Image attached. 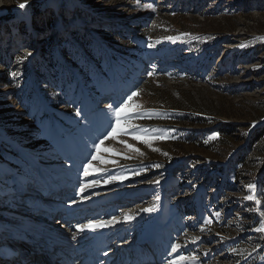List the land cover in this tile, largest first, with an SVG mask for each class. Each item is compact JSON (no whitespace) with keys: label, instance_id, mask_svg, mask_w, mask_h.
Here are the masks:
<instances>
[{"label":"rangeland","instance_id":"rangeland-1","mask_svg":"<svg viewBox=\"0 0 264 264\" xmlns=\"http://www.w3.org/2000/svg\"><path fill=\"white\" fill-rule=\"evenodd\" d=\"M24 2L0 0V227L14 228L15 205L36 208L34 197L48 204L75 189L73 215L132 212L114 230L125 239L161 224L168 261L264 264V233L253 230L261 208L244 199L249 184L259 194L252 177L264 162V133L251 146L264 125V0H28L18 9ZM132 91L130 124L167 139L106 140L130 158L102 152L118 163L93 161L106 171L84 177L114 123L107 105ZM243 152L249 163L237 176ZM113 175L127 179L103 183ZM92 179L100 184L81 193Z\"/></svg>","mask_w":264,"mask_h":264},{"label":"bare ground","instance_id":"bare-ground-1","mask_svg":"<svg viewBox=\"0 0 264 264\" xmlns=\"http://www.w3.org/2000/svg\"><path fill=\"white\" fill-rule=\"evenodd\" d=\"M67 191L68 195L67 197L65 196V198L62 196V193H55L56 198L52 197L51 200H57V197L59 200H57L55 203H52L51 205H48L47 203L38 200L37 197H34L32 200H34V204L37 203L36 208H41L43 205L49 208L47 213H44L46 209L43 208L45 210L43 212V216L40 214L36 219H33L30 216L32 214H36L37 211L33 205H25L22 203L21 205H15L13 208H15L19 213H12L11 217L12 219H17L16 226L18 227V230H11L6 235L1 232L0 228V240H2V242H19L21 247L18 248L17 253L22 255V257L25 256L29 259H32L33 256H37V254L42 252L41 246L44 244L43 242L36 239V236H34L33 233L38 232L44 233L46 235L53 233L59 236L61 242L57 243L58 246L52 248V254L58 256V258L64 261L66 264H76L75 262H80V260H82L80 264H97V260L102 262V264H107L106 261L109 257L105 255V252L110 250L113 245L117 243H124L126 240L124 235L115 234L114 230L121 226V223L126 224L131 220L126 222L124 220V215L122 214L119 216L107 214L106 216L104 215V217H101L97 215L99 210H88L81 213L80 215H73L72 213H76V211L73 209L74 206L72 207L70 202L75 199L76 191L75 189ZM22 197L30 199V196L26 193V191L22 193ZM128 214L134 216L132 212ZM112 217H116L119 222L102 229H97L95 231L85 230L84 232H77V225H86L89 221H108L111 220ZM127 226L131 227L132 225ZM73 232H77V238L75 240L72 239ZM149 232H152L154 235H156L155 238H157L158 234H162L163 228L160 225H154V227ZM149 232L146 234L134 232V234L147 236ZM95 252H98V254L94 255ZM113 252L114 250L110 251L109 255H112ZM67 254L74 255V257L72 259L71 257L68 258L66 256ZM99 254H102L103 256L101 259H99ZM163 255L164 254L162 253L161 259L158 260L159 262H147L145 264H168V260L162 258ZM4 264L12 263L7 262ZM53 264L56 263L54 262ZM118 264L125 263L120 262Z\"/></svg>","mask_w":264,"mask_h":264},{"label":"snow or ice","instance_id":"snow-or-ice-1","mask_svg":"<svg viewBox=\"0 0 264 264\" xmlns=\"http://www.w3.org/2000/svg\"><path fill=\"white\" fill-rule=\"evenodd\" d=\"M136 2H137V5L139 6L140 0H136ZM27 7H28V0H25L24 3L18 4V9H20V10H25ZM143 7L147 8V9H151L152 11L156 10L152 3H146L143 5ZM167 39L175 40L177 38L176 37H167ZM243 46L244 45H241V47H243ZM28 55L30 56L31 52H29ZM13 75H15V74H13ZM149 75H152V73H149ZM138 95H139V91H132L130 94H128L126 96L125 99H123L118 104H116V105L108 104L107 105V108H108L109 113L111 114V116L114 120V123L109 125L110 131H107L103 135V138L100 139L98 143L94 144L95 151L91 155V158L88 160V162L86 164H84V166H83V176L84 177H86V178L91 177L93 174H99V173H103L106 171V169H104V168H99V167L94 166L93 161H100L102 164H116V163H118V161H116V160L104 158L101 155L102 152H109L114 156L123 155L122 153L115 152L113 149L103 147L106 140H109V139L116 140L121 135H128L131 137V139L139 141V142L144 143V144H148L149 147H151V142L153 140L167 139V137L164 135H153V134H150L147 129L140 128L139 126H133L130 124V119L132 118L134 108L139 107V105H133V103H132L133 99L135 97H137ZM76 115L77 116L81 115V111L79 109L76 110ZM138 118H142V116H140ZM132 127H136V131H129V129ZM153 131H155V130H153ZM214 135H219V134L217 133ZM119 142L124 144V146L132 152H139L140 151L139 148H136L132 144L127 143V141L121 140ZM153 150L159 151V149H153ZM165 155H167V154L165 153ZM123 158L129 159L130 157L123 155ZM157 167H159V165H157ZM118 179L124 180V179H127V177L126 176L117 177V176L113 175V176H109L107 179H105L103 181V183L104 184H110L113 181L118 180ZM154 183L159 184L160 181L156 180V181H154ZM99 184H100L99 180L92 179L88 183L81 184L80 192L83 193L87 189L93 188ZM247 187L252 192V194L246 195L244 197V199L249 200V201H255L256 205H260L261 200L258 199L256 196V185L255 184H249V185H247ZM84 199H88V197H84ZM157 199H159V197H157ZM73 202H75V201H73ZM155 210H156V205H152L151 207L141 209V211H143V212H154ZM258 212H259V217H261L262 219H260V221H259V226L253 230L256 232L264 233V210H258ZM216 215L219 216L220 214L216 213ZM133 218L134 217L131 214H128V213L124 214V220L126 222L132 220ZM118 222L119 221L117 220L116 217H112V219L108 220V221H89L86 225L80 224V225H77L76 227H77V232H84L85 230L95 231L97 229H102V228L114 225ZM206 223H210V221H206ZM201 231H203V229H201ZM77 232L72 233V239L73 240H75L77 238ZM198 239H199V237H193V242H195ZM180 247H181V245L178 243L173 244L171 246V252L176 253ZM232 251L236 252V249H232ZM105 255H107V253H105ZM195 259H196L195 256L186 257L184 255H179L176 260H169L168 264H182V262H184L186 260H193L194 261Z\"/></svg>","mask_w":264,"mask_h":264},{"label":"trees","instance_id":"trees-1","mask_svg":"<svg viewBox=\"0 0 264 264\" xmlns=\"http://www.w3.org/2000/svg\"><path fill=\"white\" fill-rule=\"evenodd\" d=\"M234 128H227L226 130L230 131V132H235V130H233ZM264 133V125L262 126V128L260 129L259 132L255 133L253 135V139H252V145H256V142L258 141V139H260L262 136V134ZM194 136V135H191ZM253 147V146H252ZM254 148V147H253ZM249 154H246V156L244 155V152L242 154H239L236 161H237V165H241V168L236 172L237 176H242L244 173V168L245 165L249 163L247 157ZM254 176L252 177L253 179H256L257 181H259V194H257V198L261 200V204H260V208L261 210H264V162L263 165L260 166L258 168L257 171L254 172L253 174ZM252 205H254V203H252ZM255 206V205H254ZM255 216L256 213H255Z\"/></svg>","mask_w":264,"mask_h":264}]
</instances>
